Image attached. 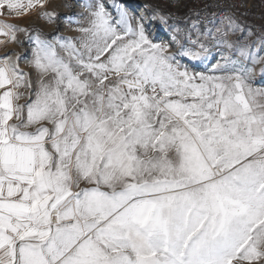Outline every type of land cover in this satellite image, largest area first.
<instances>
[{
    "label": "snow or ice",
    "instance_id": "6c2138e0",
    "mask_svg": "<svg viewBox=\"0 0 264 264\" xmlns=\"http://www.w3.org/2000/svg\"><path fill=\"white\" fill-rule=\"evenodd\" d=\"M48 4L0 0V45H28L0 56V264H264V23L243 0L9 22Z\"/></svg>",
    "mask_w": 264,
    "mask_h": 264
},
{
    "label": "rangeland",
    "instance_id": "374dc122",
    "mask_svg": "<svg viewBox=\"0 0 264 264\" xmlns=\"http://www.w3.org/2000/svg\"><path fill=\"white\" fill-rule=\"evenodd\" d=\"M148 0H123L124 5L130 11H133L136 15H139L141 12H145V2ZM88 2V0H49L48 11H55L60 19L57 22H53L49 24L44 19H39L34 15L28 18L19 19V20H10L11 23H18L22 26H32L39 27L46 33L54 32L57 27V23L60 28V35L62 36H76L77 33L74 31L75 25H68L63 17L68 15H73L77 19L83 21V18L87 16V12H85L82 8L84 3ZM250 6H254L250 11L248 16H251L253 19V25H260L264 23V12H256L254 9L259 8L260 6L264 7L262 4L264 0H248ZM66 4H71L72 7H66ZM151 6V5H150ZM173 11L175 9H172ZM154 32L158 40L167 41L169 39V33L159 24L154 26ZM28 48V45H24L23 47L17 44H8L7 46L0 45V56H3L5 53H20L24 54L25 49ZM30 58V54H29ZM21 67L28 70L27 65L24 61H21ZM259 65H257V70L259 69ZM204 66L200 65L198 70H203ZM259 80V77L257 78Z\"/></svg>",
    "mask_w": 264,
    "mask_h": 264
},
{
    "label": "built area",
    "instance_id": "2783aa9c",
    "mask_svg": "<svg viewBox=\"0 0 264 264\" xmlns=\"http://www.w3.org/2000/svg\"><path fill=\"white\" fill-rule=\"evenodd\" d=\"M237 2H241V0H237ZM243 2L246 4L245 8H242L241 11H250L254 6H250L248 0H243ZM264 5V2L262 3ZM251 8V9H250ZM256 12H264V7L260 6L259 8L254 9Z\"/></svg>",
    "mask_w": 264,
    "mask_h": 264
},
{
    "label": "trees",
    "instance_id": "16d2710c",
    "mask_svg": "<svg viewBox=\"0 0 264 264\" xmlns=\"http://www.w3.org/2000/svg\"><path fill=\"white\" fill-rule=\"evenodd\" d=\"M158 3H161V0H148V1H146L144 4H145V5L155 6V5H157ZM247 19L249 20L250 23L253 22V19H252L251 16H248Z\"/></svg>",
    "mask_w": 264,
    "mask_h": 264
}]
</instances>
